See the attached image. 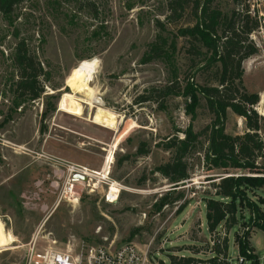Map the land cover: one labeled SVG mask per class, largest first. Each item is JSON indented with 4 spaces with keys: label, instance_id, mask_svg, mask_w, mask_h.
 <instances>
[{
    "label": "rangeland",
    "instance_id": "374dc122",
    "mask_svg": "<svg viewBox=\"0 0 264 264\" xmlns=\"http://www.w3.org/2000/svg\"><path fill=\"white\" fill-rule=\"evenodd\" d=\"M249 4L262 26L251 35L259 52L243 63V79L247 91L260 96L255 109L262 117L259 135L264 139V0ZM191 6L189 2L176 25L167 22L168 0H25L10 18L0 12V221L14 240L0 249V264H27L35 241L37 251L51 246L74 252L83 245L118 248L132 243L149 252L150 264H171V254L206 260L214 256V244L223 247L225 238L230 263L238 264L237 236L245 234L264 264V230L255 222L263 224L258 215L264 213V186L248 193L236 226L228 231L222 226L215 234L208 229L205 200L215 195L209 178L244 171L264 177V157L257 159V170H208L204 151L214 114L205 99L193 121L201 136L186 158L190 178L179 187L185 199L174 205L158 202L172 188L157 169L173 155L163 144L174 135L183 137L191 115L184 96L160 97L156 92L142 101L171 78L165 60L142 59L159 33L172 37L177 28L194 24ZM214 6L227 13L236 7L232 0H216ZM156 20L167 22L166 29H159ZM21 39L47 74L41 77L43 95L16 108L13 55ZM177 42L175 63L183 78L203 56L188 51L186 38ZM92 59L97 64L90 105L83 95H78L81 100L67 96L73 93L67 79L82 61ZM206 76L196 80L204 83ZM48 103L56 109L47 111ZM101 106L116 115V129L92 120ZM224 123L232 136L248 131L245 119L232 109ZM139 148L147 152L138 153ZM73 165L97 173L75 183L76 193L63 197Z\"/></svg>",
    "mask_w": 264,
    "mask_h": 264
},
{
    "label": "trees",
    "instance_id": "16d2710c",
    "mask_svg": "<svg viewBox=\"0 0 264 264\" xmlns=\"http://www.w3.org/2000/svg\"><path fill=\"white\" fill-rule=\"evenodd\" d=\"M25 0H0V12L10 18L17 5ZM236 5L229 13L216 7V0H168L169 15L167 22L176 25L189 5L192 3V14L195 22L192 25L181 26L172 37L159 33L145 53L142 61L150 62L161 58L171 68V78L162 88H152L150 96H143L142 101L151 100L157 92L160 97L171 95L186 98V113L191 115V123L182 131L183 137L174 135L167 139L164 148L172 151L170 161L157 169L172 183V188L165 191L158 202L160 206L177 204L185 199L184 190L180 186L190 178L188 154L200 143L201 133L194 130L193 121L197 117V109L201 99L214 114V120L208 126L207 147L204 151L208 170H222L230 173L232 169L257 170L258 158L264 157V139L259 135L262 117L255 106L260 96L248 92L244 86L243 63L258 54L259 49L251 39L253 32L262 26V18L251 11L250 0H232ZM167 22L156 20L159 29L165 30ZM186 38L190 43L188 51L203 56L201 62L194 63L192 71L180 78L175 63L178 39ZM205 49V51H203ZM13 62L17 69V80L14 83V101L18 108L25 101H35L45 92L42 76L47 72L41 62L31 54L24 39L18 41L14 49ZM197 75H207L204 83L196 80ZM54 96H51V98ZM55 104L48 103L47 111H54ZM232 109L244 118L248 131L242 135H230L225 131L227 110ZM147 150L139 148L138 153L145 154ZM224 173V172H222ZM215 189L214 197L205 200L206 218L210 233L217 232L222 226L226 231L238 224L240 208L248 205V193L264 186V177L240 174L220 175L210 177ZM186 201V200H185ZM183 202L179 209L186 206ZM249 207V206H248ZM263 224L257 227L264 230V213L258 215ZM238 253L241 258L251 264H259L258 256L250 246L249 236H237ZM228 239L223 241V247L214 244V256L210 259H199L194 256H178L171 254V264H231L228 256Z\"/></svg>",
    "mask_w": 264,
    "mask_h": 264
},
{
    "label": "built area",
    "instance_id": "2783aa9c",
    "mask_svg": "<svg viewBox=\"0 0 264 264\" xmlns=\"http://www.w3.org/2000/svg\"><path fill=\"white\" fill-rule=\"evenodd\" d=\"M68 170L69 174L61 190L63 197L76 193L75 183L84 181L82 177H87L88 180L97 173L82 165H73ZM113 199L112 197L109 201H114ZM247 262L249 261L245 260L244 264ZM27 264H150V259L148 251H142L132 243L118 248H110L104 244L83 245L80 251L74 252L57 250L51 246L37 251L35 241Z\"/></svg>",
    "mask_w": 264,
    "mask_h": 264
},
{
    "label": "bare ground",
    "instance_id": "6f19581e",
    "mask_svg": "<svg viewBox=\"0 0 264 264\" xmlns=\"http://www.w3.org/2000/svg\"><path fill=\"white\" fill-rule=\"evenodd\" d=\"M96 64V59L84 60L76 69L73 70L71 76L67 79V84L72 88L73 91L72 95L67 94L68 97H73L81 100L82 98L78 97V95H83L86 97V99L89 98L87 102L90 105H93L95 100V93L94 89L90 85V82L93 78ZM92 120H94L98 125L116 129V115L109 110H104L102 106L98 107L96 113L92 115ZM111 162L112 156L107 158L105 162L103 169V175H105V177L109 173ZM12 242H14L12 236L6 232L3 223L0 221V249L6 247Z\"/></svg>",
    "mask_w": 264,
    "mask_h": 264
},
{
    "label": "water",
    "instance_id": "95a60500",
    "mask_svg": "<svg viewBox=\"0 0 264 264\" xmlns=\"http://www.w3.org/2000/svg\"><path fill=\"white\" fill-rule=\"evenodd\" d=\"M82 179L86 181L87 177H82ZM244 262H245V259L244 258H240L238 264H244Z\"/></svg>",
    "mask_w": 264,
    "mask_h": 264
}]
</instances>
